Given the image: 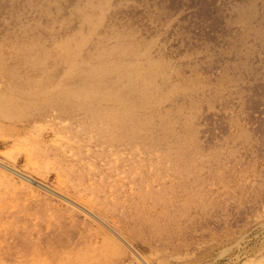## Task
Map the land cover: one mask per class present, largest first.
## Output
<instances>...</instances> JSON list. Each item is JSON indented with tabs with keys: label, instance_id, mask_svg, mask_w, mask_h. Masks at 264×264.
<instances>
[{
	"label": "rangeland",
	"instance_id": "obj_1",
	"mask_svg": "<svg viewBox=\"0 0 264 264\" xmlns=\"http://www.w3.org/2000/svg\"><path fill=\"white\" fill-rule=\"evenodd\" d=\"M0 101V264H264V0H0Z\"/></svg>",
	"mask_w": 264,
	"mask_h": 264
},
{
	"label": "bare ground",
	"instance_id": "obj_2",
	"mask_svg": "<svg viewBox=\"0 0 264 264\" xmlns=\"http://www.w3.org/2000/svg\"><path fill=\"white\" fill-rule=\"evenodd\" d=\"M130 40H131V39H130ZM38 41H39V40H38ZM128 41H129V40H128ZM131 41H132V40H131ZM18 42H19V41H18ZM36 42H37V41H36ZM126 42H127V41H126ZM21 43H22V42H21ZM32 43H33V42H32ZM34 43H35V42H34ZM34 43H33V44H34ZM40 43H41V42H40ZM40 43H39V44H40ZM130 43H131V42H130ZM18 44H19V43H18ZM39 44H38V45H39ZM38 45H37V46H38ZM31 46H32V45H31ZM35 47H36V46H35ZM33 48H34V47H33ZM37 48H38V47H36V49H37ZM8 49H10V48H8ZM25 49H26V48H25ZM25 49H24V50H25ZM34 49H35V48H34ZM17 50H18V49H17ZM17 50H16V51H17ZM25 51H26V50H25ZM25 51H23V52H25ZM18 52H19V51H18ZM21 52H22V50H21ZM21 52H20V54H22ZM52 53H53V52H52ZM9 54H10V53H9ZM30 54H31V53H30ZM6 55L8 56V54H6ZM18 55H19V54H18ZM18 55H17V52H16V55H15V56L18 57ZM23 55H24V54H23ZM32 55H33V54H32ZM53 55H54V54H53ZM27 56L30 57V55H27ZM27 56H26V57H27ZM12 57L14 58L13 54H12ZM12 57H11V58H12ZM20 57L22 58V55H21ZM52 57H53V56H52ZM54 57H55V56H54ZM45 58H46V56H45ZM16 59H17V58H15V60H16ZM26 59H27V58H26ZM30 59H31V58H30ZM15 60L13 59V62H14ZM47 60H49V59H47ZM19 61H20V60H19ZM19 61H18V62H19ZM23 61H24V60H23ZM29 61H30V60H29ZM24 62H25V61H24ZM48 62H49V61H48ZM51 62H52V61H51ZM119 62H120V61H119ZM19 63H20V62H19ZM28 63H29V62H28ZM46 63H47V62H46ZM9 64H10V62H9ZM20 64H21V63H20ZM23 64H24V65H27V64H25V63H23ZM47 64H49V63H47ZM56 64H57V63H56ZM15 66H16V65H15ZM19 66H20V65H19ZM28 66L30 67V65H28ZM16 67H17V66H16ZM16 67H15V68H16ZM26 67H27V66H26ZM29 67H28V69H29ZM15 68H14V69H15ZM17 68H18V67H17ZM41 68H42V67H41ZM38 69H39V68H38ZM127 69H128V68H127ZM36 70H37V69H36ZM130 70H131V69H130ZM6 71H7V70H6ZM17 71H18V70H17ZM20 71H21V70H20ZM24 71H25V69H24ZM26 71H27V70H26ZM28 71H29V70H28ZM57 71H58V70H57ZM57 71H56V72H57ZM152 71H154V70H152ZM129 72H130V71H129ZM144 72H145V71H144ZM155 72H156V71H155ZM8 73H9V71H8ZM36 73H37V72H36ZM53 73H54V72H53ZM132 73H133V72H132ZM132 73H130V74H132ZM136 73H137V72H136ZM136 73H135V74H136ZM149 73H150V72H149ZM152 73H153V72H152ZM152 73H151V74H152ZM27 74H28V73H27ZM33 74H34V73H33ZM38 74H39V73H38ZM57 74H58V73H56V75H57ZM146 74H147V73H146ZM146 74H145V75H146ZM40 75H41V74H40ZM114 75H118V74H114ZM122 75H123V74H122ZM148 75H149V74H148ZM148 75H147V76H148ZM152 75H153V74H152ZM9 76H10V75H9ZM27 76H28V75H27ZM47 76H48V75H47ZM80 76H81V75H80ZM125 76H126V75H125ZM129 76H130V75H129ZM149 76H150V75H149ZM35 77H36V76H35ZM49 77H50V75H49ZM51 77H52V76H51ZM113 77H115V76H113ZM113 77H112V78H113ZM119 77H121L120 74H119ZM133 77H134V76H133ZM29 78H31V77H29ZM42 78H43V77H42ZM143 78H144V77H143ZM145 78H148V77L145 76ZM24 79H26V78H24ZM57 79H58V78H57ZM151 79H152V78H151ZM20 80H23V79H20ZM51 80H52V78H51ZM77 80H79V79H77ZM143 80H146V79H143ZM23 81H24V80H23ZM28 82H29V81H28ZM31 82H32V81H31ZM44 82H45V80H44ZM49 82L52 83L53 81H49ZM55 82H56V81H55ZM66 82H67V81H66ZM96 82H97V81H96ZM109 82H110V81H109ZM25 83H27V82H25ZM75 83H76V82H75ZM110 83H111V82H110ZM137 83H138V82H137ZM147 83H148V82H147ZM33 84H34V83H33ZM36 84H37V83H36ZM36 84H35V85H36ZM44 84H45V83H44ZM46 84H47V83H46ZM76 84H78V83H76ZM22 85H23V84H22ZM38 85H39V84H38ZM93 85H94L93 82H90V83H88L87 85H85L86 88H83V89H84L83 92H85V94H86V93H89V92H91V91L96 90V88H94ZM145 85H147V84L145 83ZM95 86H96V84H95ZM109 86H110V85H109ZM35 87H36V86H35ZM37 87H39V86H37ZM43 87H44V86H43ZM43 87H41V88H43ZM48 87H49V86H48ZM21 88H22V87H21ZM57 89H58V88H57ZM108 89H109V88H108ZM14 91H15V89H14ZM18 93H19V91H18ZM54 93H56V92H54ZM152 93H154V92H152ZM95 95H96V94H95ZM149 95H150V94H149ZM3 98H4V96H3ZM6 99H8V98H6ZM54 99H55V98H54ZM151 99H152V98H151ZM151 99H149V100H151ZM3 100H4V99H3ZM3 100H2V101H3ZM111 100H112V99H111ZM146 102H147V101H146ZM148 102H149V101H148ZM148 102H147V103H148ZM7 103H8V102H6V101H4V102H1V101H0V107L7 106V105H6ZM55 103H56V102H55ZM150 103H151V101H150ZM1 104H2V106H1ZM57 104H58V103H57ZM81 104H82V103H81ZM59 105H60V104H59ZM78 105H80V104H78ZM8 106H9V104H8ZM53 106H54V105H53ZM112 107H113V106H112ZM114 107H115V106H114ZM114 107H113V108H114ZM117 107H118L117 110H119V106H117ZM117 107H116V108H117ZM144 107H145V106H144ZM144 107H143V108H144ZM4 108H6V107H4ZM4 108H3V109H4ZM28 108H29V106H28ZM60 108H61V107H60ZM66 108H67L68 111H69V108H68V107H66ZM105 108H108V106L105 107ZM110 108H111V107H110ZM143 108H142V109H143ZM61 109L63 110V108H61ZM67 109H66V110H67ZM111 109H112V108H111ZM123 109H124V108H123ZM125 109H128V108H125ZM115 110H116V109H115ZM147 110H148V109H147ZM16 111H17V110H16ZM138 111H139V110H138ZM2 112L4 113L5 110H2ZM65 112H66V111H65ZM139 112H140V111H139ZM139 112H138V113H139ZM147 112H148V111H147ZM7 113H8V111H7ZM152 113H153V112H152ZM145 114H146V113H145ZM148 114H149V113H148ZM12 116H13V115H12ZM111 116H112V115H111ZM127 117H129V115H128ZM108 119H109V118H108ZM112 119H113V118H112ZM110 122H111V121H110ZM109 135H110V134H109ZM119 139H121V138H119ZM129 139H130V138H129ZM124 141H127V140H124ZM131 141H132V140H131Z\"/></svg>",
	"mask_w": 264,
	"mask_h": 264
}]
</instances>
